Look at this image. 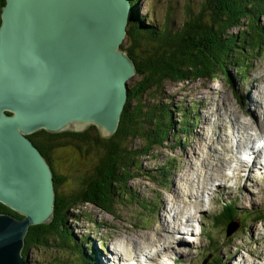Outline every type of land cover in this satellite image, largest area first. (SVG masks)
Wrapping results in <instances>:
<instances>
[{
    "label": "rangeland",
    "instance_id": "rangeland-1",
    "mask_svg": "<svg viewBox=\"0 0 264 264\" xmlns=\"http://www.w3.org/2000/svg\"><path fill=\"white\" fill-rule=\"evenodd\" d=\"M203 1L140 0L137 14L142 22L153 17L152 24L158 26L168 16L177 26L186 6L193 9ZM260 22L264 27V19ZM259 50L249 60L251 68L243 83L232 79L229 84L220 78L164 85L161 94L170 103L174 135L164 148L141 160L140 177L129 183L148 206L122 201L115 206L114 215L91 205L73 210L64 224L71 237L70 246L81 249L84 260L100 264L109 250V254L118 253L123 264H264V213L260 214L262 220L255 219L259 216L255 213L264 212V168L252 165L249 152L261 141L255 138L253 143L248 142L259 133L258 125L264 124V47ZM254 99L261 103V110L253 107ZM182 110L188 115L193 112L196 118L185 131L178 129ZM58 158L53 165L65 178L59 189L62 194L74 191L96 161L95 156H84L72 148L60 150ZM166 162L171 168L168 183L153 182L144 175ZM229 202L238 213L231 227L218 220ZM183 203H188V212L181 210ZM181 228L187 231L182 234L185 245L179 248L181 253L167 249L162 259L151 260L174 239L171 230L180 232ZM49 244L51 248L30 250L27 263L81 264L73 250ZM119 246L122 249L118 250ZM115 264H121L120 259Z\"/></svg>",
    "mask_w": 264,
    "mask_h": 264
},
{
    "label": "water",
    "instance_id": "water-1",
    "mask_svg": "<svg viewBox=\"0 0 264 264\" xmlns=\"http://www.w3.org/2000/svg\"><path fill=\"white\" fill-rule=\"evenodd\" d=\"M130 0H6L0 25V264H25L24 237L53 215V173L27 138L96 127L113 135L135 76L120 49ZM128 83V84H127Z\"/></svg>",
    "mask_w": 264,
    "mask_h": 264
},
{
    "label": "trees",
    "instance_id": "trees-1",
    "mask_svg": "<svg viewBox=\"0 0 264 264\" xmlns=\"http://www.w3.org/2000/svg\"><path fill=\"white\" fill-rule=\"evenodd\" d=\"M130 1V22L120 49L133 61L136 74L128 84L127 101L116 132L104 137L96 127L89 126L81 132L39 130L27 136L51 167L55 200L49 222L28 228L21 252L25 264L30 250L52 246L49 242L59 249L73 250L83 263L81 249L70 246L71 237L64 224L78 207L91 205L114 215L115 206L122 201L148 206L147 201L133 193L129 183L140 177L141 160L164 148L174 135L170 103L161 94L164 85L220 78L229 84L232 79L243 83L251 68L250 58L264 47V27L260 22L264 19V0H204L199 7L186 6L184 18L177 26L168 16L162 26L152 24L153 17L147 16L148 20L142 22L137 14L140 0ZM5 3L0 0V25ZM233 29L238 30L232 32ZM179 113L182 116L178 129L185 131L196 121L195 114L188 115L184 110ZM65 148L95 156L96 161L84 172L74 191L62 194L59 189L65 178L55 171L53 161ZM169 165L166 162L144 175L153 182L168 183ZM224 211L218 220L231 227L238 213L231 202L224 204ZM261 213L264 212L255 213L259 215L255 219L262 220ZM0 214L22 219L1 203Z\"/></svg>",
    "mask_w": 264,
    "mask_h": 264
},
{
    "label": "bare ground",
    "instance_id": "bare-ground-1",
    "mask_svg": "<svg viewBox=\"0 0 264 264\" xmlns=\"http://www.w3.org/2000/svg\"><path fill=\"white\" fill-rule=\"evenodd\" d=\"M132 9V8H131ZM262 90L264 91V89L262 88ZM251 102H252V105H253V107L254 108H256V109H259V110H261L262 109V107L260 106V104L261 103H258V100H256V99H254L253 101L251 100ZM254 102V103H253ZM264 118V117H263ZM261 123H263V122H261ZM240 130H243V129H245V127L243 126L242 127V125H240ZM259 130H258V132L259 133H257L256 134V136H254L253 137V139H250V141L248 140V142L249 143H253L254 142V140H255V138H257L258 139V141H261V143L263 144V146H262V148H259L257 151H254V150H249L250 152H251V154H253L254 156H255V160L252 162V165H259L260 166V164H259V162L261 161V160H263V157H262V153H263V151H264V124L261 126V125H258V127H257ZM235 129V128H234ZM238 129V128H237ZM253 130V129H252ZM244 131V130H243ZM255 131V130H254ZM247 133V132H246ZM253 140V141H252ZM252 145V144H251ZM47 161V160H46ZM229 161H228V165H229ZM244 163V162H243ZM264 163V162H263ZM246 167V166H245ZM254 167V166H253ZM263 167H264V165H263ZM239 173H240V170H239ZM187 200V199H186ZM191 201V200H190ZM184 205H183V208L181 207V210H186L187 212L190 210L189 208H186V206L188 205V203L185 205V203H183ZM185 208V209H184ZM167 212V211H166ZM10 215V214H9ZM180 216V214L179 215H177V217H179ZM182 216V215H181ZM180 219H178V221H179ZM164 224V223H163ZM179 225H180V222L178 223ZM181 224H184V226H186V223H182L181 222ZM182 230L180 231V232H178L179 230H177V229H173V230H171V234L173 235V240L171 241V243L170 244H167V245H165V247H163V249H161L162 251L160 252V253H158L157 252V255L154 257V258H150L151 260H153V261H155L156 262V258H158V259H162V256H163V251L164 250H167V249H170V250H177L179 253H181V251L182 250H179V248L181 247V245H185L184 244V236L182 237V234H186V232L187 231H184L183 230V228H181ZM186 229V228H185ZM226 233V232H225ZM190 246V245H189ZM119 249H122L120 246H119V248H118V250ZM109 251V250H108ZM107 251V253H106V255H105V257H102V260H101V262H99L100 264H112V263H114L115 264V262L116 261H118V259H120V261H121V264H123L122 263V258L120 257V255L118 254V253H110L109 254V252ZM113 252V251H112ZM119 252V251H118ZM126 252H127V248H126ZM118 254V255H117ZM127 254V253H126ZM260 254V253H259ZM122 255V254H121ZM95 257V256H94ZM138 257V256H137ZM125 259H126V257H124ZM123 258V259H124ZM129 258H132V259H135L136 257H133V256H129ZM128 260V259H127ZM136 261V260H135ZM158 261V260H157ZM95 263V262H94ZM150 264V263H149ZM240 264V263H239ZM241 264H244V261H243V263H241Z\"/></svg>",
    "mask_w": 264,
    "mask_h": 264
}]
</instances>
